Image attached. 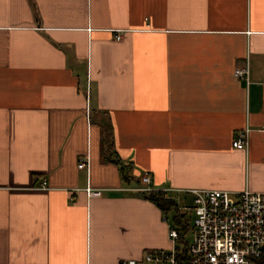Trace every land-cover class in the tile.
Returning a JSON list of instances; mask_svg holds the SVG:
<instances>
[{
	"label": "crops",
	"instance_id": "1",
	"mask_svg": "<svg viewBox=\"0 0 264 264\" xmlns=\"http://www.w3.org/2000/svg\"><path fill=\"white\" fill-rule=\"evenodd\" d=\"M263 126L264 0H0V264L169 248L129 189L264 192Z\"/></svg>",
	"mask_w": 264,
	"mask_h": 264
},
{
	"label": "built area",
	"instance_id": "2",
	"mask_svg": "<svg viewBox=\"0 0 264 264\" xmlns=\"http://www.w3.org/2000/svg\"><path fill=\"white\" fill-rule=\"evenodd\" d=\"M115 38L119 40L120 34ZM233 74L248 82L246 64L236 66ZM258 130L264 131V126ZM248 131L246 128L235 134L234 148H246ZM77 166L88 168L89 156L81 157ZM150 183V175L144 173L140 176V185L129 190L146 194L158 191ZM86 192L88 196H100L102 190L87 187ZM187 193L192 196L191 203L179 206L182 213L190 215L191 236L185 254L178 249L177 229L168 223L169 248L146 250L141 257L128 258L122 264L264 263V192L244 188L240 191L192 189Z\"/></svg>",
	"mask_w": 264,
	"mask_h": 264
},
{
	"label": "trees",
	"instance_id": "3",
	"mask_svg": "<svg viewBox=\"0 0 264 264\" xmlns=\"http://www.w3.org/2000/svg\"><path fill=\"white\" fill-rule=\"evenodd\" d=\"M145 196L148 199H151L163 211V213L170 214L169 223L178 231V249H182V255H184L187 246L186 234L189 230V218L180 211L178 203L173 198L168 197L163 191H156ZM256 264L264 263L258 261Z\"/></svg>",
	"mask_w": 264,
	"mask_h": 264
},
{
	"label": "rangeland",
	"instance_id": "4",
	"mask_svg": "<svg viewBox=\"0 0 264 264\" xmlns=\"http://www.w3.org/2000/svg\"><path fill=\"white\" fill-rule=\"evenodd\" d=\"M190 236H191V234H190V232H188L187 234H186V240H190Z\"/></svg>",
	"mask_w": 264,
	"mask_h": 264
}]
</instances>
